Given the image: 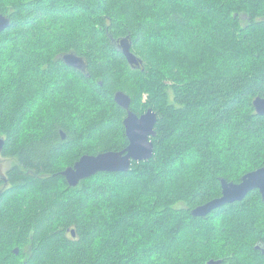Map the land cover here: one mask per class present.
<instances>
[{
  "label": "trees",
  "instance_id": "trees-1",
  "mask_svg": "<svg viewBox=\"0 0 264 264\" xmlns=\"http://www.w3.org/2000/svg\"><path fill=\"white\" fill-rule=\"evenodd\" d=\"M0 14L12 22L0 33L1 157L15 160L0 178V264H264V215L248 256L192 251L229 214L264 208L258 191L191 214L222 196L221 179L264 167V0H0ZM129 37L139 67L119 48ZM71 52L86 74L59 59ZM118 92L138 116L157 113L154 155L71 187L61 173L81 157L129 145Z\"/></svg>",
  "mask_w": 264,
  "mask_h": 264
},
{
  "label": "water",
  "instance_id": "water-1",
  "mask_svg": "<svg viewBox=\"0 0 264 264\" xmlns=\"http://www.w3.org/2000/svg\"><path fill=\"white\" fill-rule=\"evenodd\" d=\"M11 23L9 17L0 14V33L10 28ZM118 43L119 48L131 66L139 67L143 64V61L132 52V40L130 37L118 41ZM59 59L69 67L77 69L84 74L87 73V61L74 52L61 55ZM115 102L127 111L124 126L129 145L122 151H111L81 157L74 166L68 167L61 173L71 187H77L83 180L99 173H126L131 170L133 162H144L153 157L155 146L151 139L157 135L155 131L158 121L157 113L149 109L145 114L138 116L131 111V98L123 92H118L115 95ZM254 107L256 113L264 117V98H256ZM4 147L5 139L0 137V156ZM97 161L101 163H96ZM220 181L222 196L192 210L191 214L194 217L207 218L217 209L226 205L243 202L254 191L260 193L264 202V167L245 174L239 183L229 182L224 178ZM257 249L262 250L264 254V248L260 245L257 246ZM16 252L18 254V251ZM222 263V260H211L208 264Z\"/></svg>",
  "mask_w": 264,
  "mask_h": 264
},
{
  "label": "rangeland",
  "instance_id": "rangeland-1",
  "mask_svg": "<svg viewBox=\"0 0 264 264\" xmlns=\"http://www.w3.org/2000/svg\"><path fill=\"white\" fill-rule=\"evenodd\" d=\"M54 30L56 28L52 27ZM186 46V47H185ZM196 49L195 43H190L188 45H182L178 51H182L184 54L190 55L191 52H194ZM97 108H100L96 105ZM15 164L14 159H6L0 156V178H3L6 175L8 169ZM191 189H189L190 191ZM252 212L248 214L238 215L236 211L232 214H229L220 224V227H216V230H207L201 233V237L197 238L195 241V246L192 248V251L195 253L199 250H202L201 253L207 254L221 252L224 250V244H228L229 247L234 246V249H245L250 245L253 238L258 235V229L254 231V222L257 223L258 217L264 215V208L260 205H253L250 207ZM250 214V215H249ZM248 220H247V219ZM262 220V219H261ZM242 225V226H241ZM200 227L192 228V230H199ZM213 237L212 239H206ZM205 239V240H204ZM215 239V240H214ZM203 240V241H201ZM214 240V241H213ZM211 241V242H206ZM204 244L206 246H204ZM248 256V251L244 250ZM198 258H188L186 261L188 264H194Z\"/></svg>",
  "mask_w": 264,
  "mask_h": 264
},
{
  "label": "snow or ice",
  "instance_id": "snow-or-ice-1",
  "mask_svg": "<svg viewBox=\"0 0 264 264\" xmlns=\"http://www.w3.org/2000/svg\"><path fill=\"white\" fill-rule=\"evenodd\" d=\"M69 62H71V61H69ZM96 163H101V162L97 161ZM99 234H100V233L98 232L97 235H99Z\"/></svg>",
  "mask_w": 264,
  "mask_h": 264
}]
</instances>
